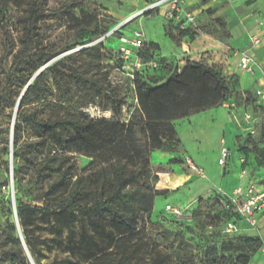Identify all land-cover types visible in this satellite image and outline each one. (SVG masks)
I'll list each match as a JSON object with an SVG mask.
<instances>
[{
	"label": "trees",
	"instance_id": "1",
	"mask_svg": "<svg viewBox=\"0 0 264 264\" xmlns=\"http://www.w3.org/2000/svg\"><path fill=\"white\" fill-rule=\"evenodd\" d=\"M85 1L64 0L52 10L48 0H0V53L11 51L12 57L1 106L8 104L14 83L19 84V99L22 97L11 140L14 161L10 175L12 172L16 186H30L24 194L31 196L32 201L27 204L13 197L14 221L7 218L0 238L3 249L0 264H42L36 250L47 241L35 237L40 231L38 220H53L55 228H63L69 238L68 253L80 257L83 264H251L264 245L259 237L231 235L229 241L200 249H188L181 244L173 253L139 235L140 224L133 207L138 195L131 190L149 189L146 199L150 208L155 198L168 197L177 191L168 187L156 193L151 186L153 154L175 155L182 149L176 122L226 104L236 106L238 97L256 115L258 111L264 112V106H255L251 93L241 95L238 75L225 77L217 65L200 61L188 64L180 74L176 70L171 72L168 79L154 80V73H133L138 117L124 121L125 101L119 90L112 85L109 73L99 76L96 71L102 63V43L55 60L77 45H88L101 36L119 40L121 27L107 35V29L97 30L90 37L81 35L77 43L58 49L46 45L43 39V24L71 14ZM176 27L179 39L194 40L200 33L222 35L220 39L224 41L229 39L221 18L197 29ZM157 48L156 44L147 43L141 52L143 61L157 62L154 55ZM47 102L53 107L49 115L44 113ZM33 104H36L33 109L25 110ZM90 105L108 111L113 117L92 118L81 111ZM238 140H243L238 149L244 159L242 170L248 171L250 178L252 173L257 175L258 186L263 189L264 136L256 141L253 136L241 133ZM77 156L92 160L81 172ZM184 164L178 156L156 167L171 170ZM230 204L227 198L225 228L228 222L237 226V218H241ZM5 210L7 216L12 215L9 209ZM225 228L220 231L223 236L229 235ZM49 264L79 263L64 260Z\"/></svg>",
	"mask_w": 264,
	"mask_h": 264
},
{
	"label": "rangeland",
	"instance_id": "2",
	"mask_svg": "<svg viewBox=\"0 0 264 264\" xmlns=\"http://www.w3.org/2000/svg\"><path fill=\"white\" fill-rule=\"evenodd\" d=\"M192 8L194 14L202 19V26L210 25L215 22L216 19L221 18L219 16H213L212 19L208 17L215 14L220 7L211 4V0H205ZM64 0H48V6L54 10L59 8L63 4ZM249 4L248 6H250ZM134 5L129 0H86L81 6L72 10L71 14L60 15L57 18L43 24L42 34L45 39V44H50L51 47L58 49L68 45L77 43L81 35L87 37L93 36L97 30L107 29V34L124 23L120 29V35L132 36L133 30L141 29L146 37L147 43H152V23L159 25L161 22L164 25L166 36L169 37L176 45L179 44V29L176 24L169 23L165 19L161 21L160 18H156L152 15V12L144 14L142 17H137L130 22H126L128 14L132 13ZM152 19H156L152 21ZM225 20L224 18H221ZM264 22V15L262 16ZM260 20V19H259ZM258 22V19L257 21ZM126 23V24H125ZM120 36V37H121ZM220 36L215 38L220 39ZM16 37V35H14ZM101 36L93 43L88 45H77L69 52L59 55L55 60L63 58L70 53L79 51L90 45L102 43L104 50L102 51V63L98 64L96 69L99 76L109 73V79L113 86L117 87L120 93V97L125 101L123 107V120L128 122L132 116L138 117L137 99L135 95V85L133 78V66L130 64V69L122 68V61L119 54L120 42L117 38L103 39ZM159 44L169 49V45L159 38ZM222 40V39H220ZM157 64L154 68V80L168 79L171 77V72L175 71L177 64L174 61L166 59H160L156 56ZM3 58V68L0 70V238L3 235L6 227V220L8 217L14 221L13 215V197L19 199L24 203H32L31 196L26 195L30 186L27 184H21V187L16 186L10 175V165L14 161L11 157V140L13 134V128L16 120L17 104L19 100V84L14 83L10 88L12 94L9 96L8 104L1 106L4 96V89L8 86L9 77L7 70L9 63L12 59L11 51H4L0 53ZM206 63H210L204 60ZM50 102L53 99L49 100ZM45 103V115H49L53 109L49 103ZM244 105V99L237 98V112L238 108H242ZM36 104L28 106L25 110L29 111L33 109ZM223 109V110H222ZM57 111V110H56ZM74 111H77L74 110ZM92 118H104L111 119L113 116L108 111H100V109L94 105H90L81 110ZM251 112V111H248ZM257 112V111H256ZM240 115L242 113H239ZM257 115L260 117V123L256 127V134L253 135L256 141H260L264 136V112L258 111ZM178 132L181 134L182 143L193 146L197 145L195 154L189 155L194 161L195 166L201 168L206 175L203 178L196 171L190 169L187 164V158L182 154V149L179 150V157L184 161V165H175L168 170L167 168L159 169L156 167L159 164H166L171 154H168L167 158L159 157L161 153H154V160L152 159L153 174H152V190L156 193L163 192L166 188H176L177 191L164 198H155L150 208L147 206L146 197L149 196V189H132L138 195V200L133 202V207L136 211V216L139 221V229L137 233L144 235L148 240L157 244L162 249H167L170 252L175 253L176 249L180 248V245H186L188 249H200L202 246L212 247L219 245L223 241L231 239V235H238L245 237L248 236L245 229H249V225L242 219L237 218V228L239 232L235 234H229L223 236L220 231L225 228L227 219V211L224 207L227 197L223 193H211L199 196L197 193L200 190L199 184L202 185V181H214L220 184L221 175L226 176V171L229 168V163L234 161V158H238L241 163L244 159L239 154V147L243 146V140H238V134L245 133L243 130H238L237 125L232 120L231 111L225 106L221 109H214L192 116L190 120L185 122H179L177 124ZM195 135L192 137V133ZM200 134V137L196 138ZM142 141V138H139ZM224 139L222 145L226 142L227 147L232 151V156L229 159L228 165L222 169L219 167V155L221 150L220 140ZM196 140V142H195ZM219 153V154H218ZM188 154V153H185ZM78 171L85 170L91 163V159L77 156ZM254 171V170H253ZM157 173V174H155ZM252 176L253 173L251 174ZM257 176V175H256ZM157 178V180L155 179ZM203 179V180H199ZM260 179V178H259ZM167 205L173 208L180 209V215H172L165 211ZM5 209H9L12 215L7 216ZM149 209V211H148ZM234 211L236 207H232ZM39 221V229L35 235L40 240H46L47 244L41 246L39 250H36L38 257L41 259L42 264H49L52 262L68 261V263L83 264L80 257L74 256L68 253L69 250V238L66 231L61 228H55V222ZM87 225V222L85 223ZM78 224L75 225V233L78 234ZM44 229L43 231H41ZM252 234L256 237H260L258 232H264V224H258L256 229H252ZM79 239V235H76V240ZM229 241V240H228ZM61 243V244H59ZM2 240L0 239V252ZM68 249V250H67ZM71 249V248H70ZM262 249L259 250V252ZM258 252V253H259ZM257 253V254H258ZM262 253V251H261ZM256 256V255H255ZM254 256V257H255ZM253 257V258H254ZM257 260L251 262L255 264ZM197 263V262H196ZM199 264V263H197Z\"/></svg>",
	"mask_w": 264,
	"mask_h": 264
},
{
	"label": "crops",
	"instance_id": "3",
	"mask_svg": "<svg viewBox=\"0 0 264 264\" xmlns=\"http://www.w3.org/2000/svg\"><path fill=\"white\" fill-rule=\"evenodd\" d=\"M134 5V10L132 13L128 14L126 21L133 18L147 5L146 0H129ZM205 0H185L186 6L191 10L193 7L200 5L201 2ZM211 4L214 6H219L220 9L213 15L209 16L212 19L213 16H219L224 18L227 31L229 34V39L227 41L220 40L214 36L200 33L199 36L191 40L189 38L179 39V44L176 45L172 40L166 36L164 25L162 22L157 25L152 23V43L157 45L155 51L156 56L160 59H166L169 61H174L177 64L176 71L180 74L188 64L198 63L200 61L207 60L220 67L223 71L225 77H231L233 75H238L240 77V93L245 95L251 93L253 98L257 101L256 91L260 88L264 89V22L262 16L264 15V0H211ZM251 4L250 6H248ZM193 12V10H192ZM194 13V12H193ZM164 10L152 12L156 18H160L161 21L164 20L163 17ZM198 20L199 26H202V19L194 14ZM258 22H255L257 21ZM260 19V20H259ZM134 20V19H133ZM156 19H152L154 21ZM134 31V30H133ZM260 36V44L258 46H253L252 40L256 36ZM159 38L169 45V49L160 45L158 42ZM248 53L251 55L255 61V66L253 67L252 73L244 72L240 67V60L244 54ZM175 72V71H174ZM221 109V108H220ZM239 113L250 111V107L246 108L244 105L242 108H238ZM223 110V109H222ZM190 118L178 121L175 124L176 131L182 143L181 134L178 132L177 124L179 122H185L190 120ZM233 120V116H232ZM192 137L194 138V134ZM200 137V134L196 138ZM224 139L220 140L221 147L224 145L227 147L226 142L222 145ZM196 142V140H195ZM228 148V147H227ZM197 150V145L193 146L182 143V154L194 164V161L189 156L195 154ZM188 153V154H185ZM219 154V153H218ZM168 156L167 153H161L159 157ZM179 155H170L172 158H177ZM220 156V155H219ZM171 158V159H172ZM154 160V154L152 156ZM241 160V159H240ZM238 158H234L233 162L229 163V168L226 171V176L221 175V170L219 175L222 176L220 184L214 181H202V185L199 184L200 190L198 195L202 196L211 193H226L229 195L233 194V191L239 186H247L249 180L256 185H258L259 177L253 176L249 179H241L240 173L242 171L241 161ZM205 178L206 175L203 173L201 168L195 166ZM203 180V179H199ZM258 188H260L258 186ZM261 189V188H260ZM264 224V214L260 215L258 224ZM248 236L256 237L252 234V229H245ZM263 243H264V232H258ZM264 245L261 251L256 254L252 262L257 260L255 264H264Z\"/></svg>",
	"mask_w": 264,
	"mask_h": 264
},
{
	"label": "built area",
	"instance_id": "4",
	"mask_svg": "<svg viewBox=\"0 0 264 264\" xmlns=\"http://www.w3.org/2000/svg\"><path fill=\"white\" fill-rule=\"evenodd\" d=\"M147 5L132 19L142 17L148 12L164 10L163 17L167 22L178 25L181 29H197L199 26L198 20L192 10L186 6L185 0H146ZM120 49L119 54L123 61V69H130V64L133 66V73H153L156 66L155 60L143 61L141 52L145 48L147 41L144 32L141 29L134 30L132 36H123L119 39ZM253 46L260 44V36L254 37L252 40ZM255 61L248 53L244 54L240 60V67L246 73H252ZM257 101L255 106H264V89L260 88L256 91ZM233 116L236 125L248 135L256 134V127L260 123L259 115L252 112H243L241 115L237 112L234 104H226ZM232 156V151L226 146H222L219 157V167L224 169ZM187 164L190 169L196 171L202 177L204 175L193 165L190 159H187ZM250 173L242 170L240 173L241 179H249ZM228 198L231 206L237 208V212L241 218L249 225L250 229H256L260 215L264 214V188H258V185L249 180L247 186L237 187L232 195L223 193ZM227 205V209H230ZM165 211L172 215H180V209L173 208L170 205L165 207ZM227 234L238 232L237 226L233 222H228L225 228ZM264 251V250H263Z\"/></svg>",
	"mask_w": 264,
	"mask_h": 264
},
{
	"label": "water",
	"instance_id": "5",
	"mask_svg": "<svg viewBox=\"0 0 264 264\" xmlns=\"http://www.w3.org/2000/svg\"><path fill=\"white\" fill-rule=\"evenodd\" d=\"M126 24V23H125ZM124 25V23H122V24H120L116 29H114V31H116L118 28H120V27H122ZM111 34V33H110ZM106 38V36L103 38V39H105ZM42 71V70H41ZM41 71H39L35 76H37ZM26 91V90H25ZM24 91V92H25ZM24 92H23V94H24ZM22 94V95H23ZM22 98V97H21ZM21 98L19 99V103H18V106H17V109H18V107H19V104H20V101H21ZM11 179L13 180V173L11 172ZM28 256L30 257V255L28 254ZM31 259V258H30ZM32 261V260H31ZM33 263V262H32Z\"/></svg>",
	"mask_w": 264,
	"mask_h": 264
}]
</instances>
